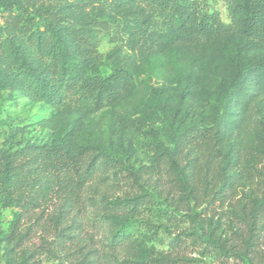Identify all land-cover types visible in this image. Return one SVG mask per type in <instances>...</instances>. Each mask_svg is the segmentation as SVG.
<instances>
[{
    "label": "rangeland",
    "instance_id": "rangeland-1",
    "mask_svg": "<svg viewBox=\"0 0 264 264\" xmlns=\"http://www.w3.org/2000/svg\"><path fill=\"white\" fill-rule=\"evenodd\" d=\"M20 1L36 24L32 32L24 29L11 37L5 30L6 13L0 11V147L13 141L50 143L71 132L75 148L86 147L98 155L102 170L85 192V210L78 219L100 244L117 229L106 217L104 207L110 201L129 209L116 218L143 258L170 256L177 264H264V214L257 215L254 233L244 216L264 197V152L255 149L257 131L264 127V97L247 109L243 126L226 131V141L214 150L218 171L228 159L235 160V151L242 153L240 164L255 173L245 186L213 188L204 180L200 197L193 200L172 187L166 173H145L156 156L171 151L174 140L190 128L214 134L221 120L234 117L237 109L230 99L239 86V64L264 57V42L251 41L241 32L235 0H199L220 13L223 28L199 46L175 41L156 52H138L132 44L148 31L174 26L182 0H172L170 7L165 0ZM49 13L66 20L51 22ZM76 27L97 37L101 74L108 76L118 68L133 74L131 86L116 103L96 108L78 93L63 100L31 84L29 73L49 68L52 57H61L64 49L78 62L86 60L74 50L70 31ZM41 31L55 41L44 56L37 40ZM54 82L62 85L65 76L60 73ZM197 151L186 152L183 161ZM170 162L167 156L166 166ZM51 210L39 221L18 222L16 209L0 201V264H61L47 254L31 258L35 249H42ZM196 213L202 231L227 239L238 248L235 251L243 250L252 236L249 260L197 239L198 226L192 220Z\"/></svg>",
    "mask_w": 264,
    "mask_h": 264
},
{
    "label": "trees",
    "instance_id": "trees-1",
    "mask_svg": "<svg viewBox=\"0 0 264 264\" xmlns=\"http://www.w3.org/2000/svg\"><path fill=\"white\" fill-rule=\"evenodd\" d=\"M117 1L126 4L134 0ZM165 3L167 7L173 5L172 0H165ZM0 11L6 13L5 30L11 37L20 36L24 29L29 32L34 30L35 19L26 12L20 0H0ZM234 13L239 16L241 32L247 38L264 42V0H235ZM175 15L174 26L165 31L144 33L132 44V49L156 52L175 41L199 46L204 39L213 38L224 26L220 13L211 11L204 1L182 0ZM48 18L55 23L66 20L57 13H49ZM105 24L102 22L101 26ZM70 35L75 42L74 50L86 60L78 62L74 55L64 49L61 57H52L49 68L40 74L29 73L33 81L31 84L63 100L78 93L80 99L93 101L96 108L116 103L131 86L133 74L126 68H118L108 76L101 74L100 63L97 62V37L84 27L71 29ZM37 40L43 56L55 42L46 31H41ZM60 73L65 76V82L57 86L54 79ZM239 76V86L230 99L232 107L237 109L234 117L221 120L214 134L210 130L190 128L174 140L171 151L156 156L146 167V174L155 176L166 173L171 186L184 190L193 200L200 197L204 180H207L208 186H219L220 189H235L245 186L247 180H254L253 170L240 164L242 153L238 150L235 151V160L228 159L222 171L214 167L217 158L215 146L226 141V131L239 130L245 122L247 109L264 97V57L239 64ZM255 149L264 152V127L257 131ZM193 151L198 153L183 161L184 154ZM167 156L171 161L168 166ZM102 166L103 161L88 148L74 147L71 132L50 143L17 145L13 141L0 147V201L16 209V220L21 222L23 218H35L39 221L53 208L48 218L50 222L43 227L46 235L42 237V249H35L31 258L40 253L49 255L61 264H177V260L170 256H140L136 242L121 229L117 221V215L129 210L123 205L109 201L104 207L107 219L117 228L111 232L109 241H101L100 244L95 241L93 233L84 231V224L78 216L85 210V192ZM261 214H264V197L255 200L252 211L244 215L251 233H254L257 215ZM196 215L192 220L198 226L195 230L197 239L201 238L227 255L238 254L248 258L249 252L254 249L252 236L242 246L243 250L235 251L238 248L229 245L227 239L213 232L202 231L203 226ZM35 262L32 260L30 264ZM21 264L28 263L24 261Z\"/></svg>",
    "mask_w": 264,
    "mask_h": 264
}]
</instances>
